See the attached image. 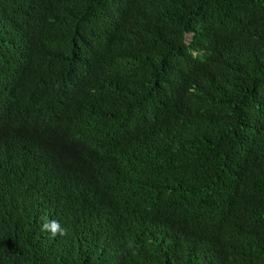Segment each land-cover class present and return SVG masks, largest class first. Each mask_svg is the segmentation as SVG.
I'll return each instance as SVG.
<instances>
[{
  "label": "trees",
  "instance_id": "16d2710c",
  "mask_svg": "<svg viewBox=\"0 0 264 264\" xmlns=\"http://www.w3.org/2000/svg\"><path fill=\"white\" fill-rule=\"evenodd\" d=\"M0 264H264V0H0Z\"/></svg>",
  "mask_w": 264,
  "mask_h": 264
},
{
  "label": "clouds",
  "instance_id": "9594fccd",
  "mask_svg": "<svg viewBox=\"0 0 264 264\" xmlns=\"http://www.w3.org/2000/svg\"><path fill=\"white\" fill-rule=\"evenodd\" d=\"M9 121L10 122H7V121H5L6 122V125H7V128H9V130H13V127L16 125V126H18V122L17 123H15L16 121H17V118H12V119H9ZM30 134H31V130H30V132H29ZM47 227V225L45 224L44 225V227L42 228V230H44V228H46ZM57 234H59V235H61V236H64V235H66L67 234V229L65 228V229H57V230H55V231H52V233H51V235L53 236V237H55Z\"/></svg>",
  "mask_w": 264,
  "mask_h": 264
},
{
  "label": "rangeland",
  "instance_id": "374dc122",
  "mask_svg": "<svg viewBox=\"0 0 264 264\" xmlns=\"http://www.w3.org/2000/svg\"><path fill=\"white\" fill-rule=\"evenodd\" d=\"M89 37H90V36H86V37H84V38L82 39V41L84 42L85 47H86L87 49H89V48L91 47ZM75 42H76V41H75Z\"/></svg>",
  "mask_w": 264,
  "mask_h": 264
},
{
  "label": "water",
  "instance_id": "95a60500",
  "mask_svg": "<svg viewBox=\"0 0 264 264\" xmlns=\"http://www.w3.org/2000/svg\"><path fill=\"white\" fill-rule=\"evenodd\" d=\"M190 37V34H186L185 39L188 40Z\"/></svg>",
  "mask_w": 264,
  "mask_h": 264
}]
</instances>
